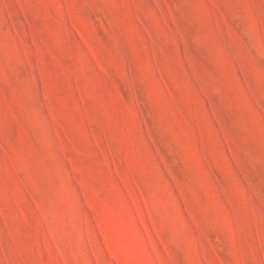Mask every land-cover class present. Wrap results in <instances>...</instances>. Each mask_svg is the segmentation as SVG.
Instances as JSON below:
<instances>
[{
    "label": "rangeland",
    "instance_id": "1",
    "mask_svg": "<svg viewBox=\"0 0 264 264\" xmlns=\"http://www.w3.org/2000/svg\"><path fill=\"white\" fill-rule=\"evenodd\" d=\"M0 264H264V0H0Z\"/></svg>",
    "mask_w": 264,
    "mask_h": 264
}]
</instances>
